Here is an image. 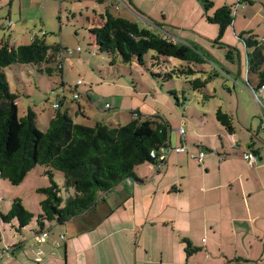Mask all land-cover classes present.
<instances>
[{"label": "rangeland", "instance_id": "obj_1", "mask_svg": "<svg viewBox=\"0 0 264 264\" xmlns=\"http://www.w3.org/2000/svg\"><path fill=\"white\" fill-rule=\"evenodd\" d=\"M202 1L0 0V42L8 40L13 47L28 45L34 36L42 37L44 32L43 39L50 48L60 46L72 52L61 62L62 72L55 71L51 76L39 73L32 66L13 65L4 69L9 91L18 96L15 103L18 117L30 109L36 115L37 129L44 132L56 111L54 104H59V110L68 113L74 123L87 127L96 123L126 125L134 117L132 113H138L141 120L167 122L170 137H175L183 126L186 140L204 144L208 150L206 156L236 157L246 151L254 155L248 151L249 146L264 156V96L251 88H255V79L247 77L246 70L250 50L240 39L243 33H252L263 42L264 57V0H251V4L240 0H209L214 7L208 12ZM222 6L234 8L233 26L219 42L218 26L209 24L206 18ZM106 10L138 23L146 20L154 26L163 25L164 31L175 35L178 41L193 42L210 61L192 67L196 70L192 77H174L167 82L153 78L145 68L150 67L152 52L143 56L144 67L136 63L132 69L110 66L107 55L98 51L89 33L91 24H98L95 16ZM8 14L20 30L19 36L6 27ZM214 72L217 76L203 90L192 89L190 81L206 80ZM77 93L79 98L74 100ZM79 106L86 118L76 116ZM218 109L231 117L234 135H229L217 121ZM193 129L197 132L193 133ZM235 142L241 147L239 150L231 148ZM221 143L224 149L220 148ZM148 168L155 167L146 163L137 170ZM46 171L44 167H35L17 186L0 179V213L7 214L12 202L18 199L27 212L38 215L45 198L38 190L50 186ZM53 182L65 199L62 174L55 173ZM0 231L3 242L5 235L7 239L15 235L10 225H0Z\"/></svg>", "mask_w": 264, "mask_h": 264}, {"label": "crops", "instance_id": "obj_2", "mask_svg": "<svg viewBox=\"0 0 264 264\" xmlns=\"http://www.w3.org/2000/svg\"><path fill=\"white\" fill-rule=\"evenodd\" d=\"M8 15L6 27L19 36ZM79 109L76 116L86 118ZM186 137H170L169 146L183 150L170 152L162 168L136 169L139 182H122L77 218L39 233L32 221L21 235L1 236L0 249L11 251L0 264H264V156L249 146L254 164L244 159L247 151L217 159Z\"/></svg>", "mask_w": 264, "mask_h": 264}, {"label": "trees", "instance_id": "obj_3", "mask_svg": "<svg viewBox=\"0 0 264 264\" xmlns=\"http://www.w3.org/2000/svg\"><path fill=\"white\" fill-rule=\"evenodd\" d=\"M202 2L206 12L214 7L209 0ZM240 2L252 3L251 0ZM233 10V7L222 6L206 18L209 24L218 26L219 42L233 26ZM95 18H98V24L92 23L89 33L98 51L107 55L110 66L124 65L132 69L136 63L144 67L143 56L152 52L150 67L145 68L153 78L167 82L174 77H192L196 73L192 67L210 61L195 44L174 41L164 36L159 26H142L108 10ZM45 35L43 32L42 37L34 36L30 44L16 47L8 40L0 42V179L17 186L32 169L40 166L47 170L45 174L50 182L49 187L38 190L45 197L39 205L38 215L27 212L18 199L12 202L7 214L0 213V225H10L17 235H21L33 220V233H39L47 224L62 225L90 211L101 196L122 182H139L135 170L140 165L147 163L156 169L162 168L165 162L159 159L160 152L170 140L167 122L141 120L138 113H132L134 117L126 125L96 123L87 127L74 123L66 112L59 110L58 104L44 132L37 129L36 115L30 109L18 117L15 105L18 96L9 91L3 71L21 65L36 67L39 73L49 76L55 71L61 73L58 54L64 48H50L43 39ZM240 39L250 50L246 56V70L247 77L255 79V88L249 86L264 96L263 42L250 32L243 33ZM179 62L186 65H178ZM176 63L178 66H174ZM216 76L217 72H214L206 80L195 79L189 83L194 91H201ZM171 95L177 100L174 91ZM215 117L229 135L234 134L230 116L218 109ZM151 153L156 157L151 158ZM55 173L63 176L65 199L53 182ZM1 236L2 231L0 242ZM183 243L189 247L185 240ZM9 251L10 248L0 249V254L9 255Z\"/></svg>", "mask_w": 264, "mask_h": 264}, {"label": "built area", "instance_id": "obj_4", "mask_svg": "<svg viewBox=\"0 0 264 264\" xmlns=\"http://www.w3.org/2000/svg\"><path fill=\"white\" fill-rule=\"evenodd\" d=\"M119 7H117L116 9H118ZM146 24L144 23V25L143 26H145ZM77 51H80V48H78L77 49ZM72 52L70 51V50H62L59 54H58V58H59V60L62 62L63 61V59L66 57V55H70ZM62 64V63H61ZM80 81H78V85H80ZM74 100H78V98H79V94L77 93V94H75L74 95ZM53 108H58V104H54L53 105ZM178 133H179V135H180V137L182 138V139H184V137H185V131H184V129L182 128V127H180L179 129H178ZM183 150V148L182 147H177V148H171L169 145H167V146H165L163 149H161V152H160V156H159V159L160 160H165V158H166V156L167 155H169V153L170 152H175V153H180L181 151ZM203 156H204V154L203 153H200L199 155H198V159L199 160H202L203 159ZM150 157L151 158H155L156 157V155L154 154V153H151L150 154ZM192 158L194 157V156H191ZM244 159L245 160H248L251 164H254L255 163V157L254 156H252V155H244ZM7 254V253H6ZM0 257H3V254H0Z\"/></svg>", "mask_w": 264, "mask_h": 264}]
</instances>
